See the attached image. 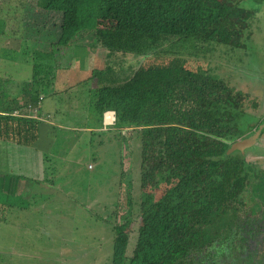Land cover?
Masks as SVG:
<instances>
[{"label": "trees", "instance_id": "16d2710c", "mask_svg": "<svg viewBox=\"0 0 264 264\" xmlns=\"http://www.w3.org/2000/svg\"><path fill=\"white\" fill-rule=\"evenodd\" d=\"M39 1L47 17L59 18L56 34L36 39L42 45L37 52L28 37L31 55L26 60L19 58L26 38L19 51L0 50L6 61L31 68L21 99L5 97L0 142L31 147L47 126L50 136L60 134L40 111L45 98L57 94V68L43 60L34 65L33 56L56 62L70 49L92 47L104 65L92 75L97 88L91 89V125L114 112L115 123L108 128H131L140 157L139 196L129 209H135L138 222L135 241L129 250L133 220L127 215L117 219L116 210L108 213L103 222L113 235L109 264H264V209L254 218L242 209L252 180H258L254 188H264V176L245 159L244 150H232L264 117L256 121L242 93L209 68L213 62L219 65L212 59L214 47H245L254 10L243 8V0ZM16 23L20 27V20ZM127 56L143 63L115 70ZM199 57L207 67L196 71L190 64L197 67ZM257 107L253 102L249 108ZM97 133L91 131L89 137ZM103 141L101 135L97 143ZM5 178L12 196L20 177ZM5 218L0 211V223Z\"/></svg>", "mask_w": 264, "mask_h": 264}, {"label": "rangeland", "instance_id": "374dc122", "mask_svg": "<svg viewBox=\"0 0 264 264\" xmlns=\"http://www.w3.org/2000/svg\"><path fill=\"white\" fill-rule=\"evenodd\" d=\"M6 2L17 6L11 7ZM39 2V0H1L0 10L6 11V16L2 17L4 21L0 23V33L6 25L5 28L11 33L12 13L17 12L14 14L15 17L17 16V22L18 20L21 22L18 27L19 34L9 37L17 38L16 42L11 44L15 45L14 48L26 38L19 57L24 60L31 55L27 43L30 39L28 37L33 38L34 46L39 43L40 38L46 41L48 37L53 39L56 34L59 18L54 15L47 17V13L38 6ZM247 2L249 5H256L255 9H258L253 12L250 21L252 34L250 39L242 41L245 44L242 50L238 48L234 51L222 45L218 48L214 47L212 59L218 61L219 65L213 62L209 68L216 77L242 93L248 108L247 112L259 121L264 117V0L260 2L247 0ZM51 34L54 35L50 36ZM45 51L49 52V50ZM48 57L41 59L37 54L33 56L34 65L38 66L43 60L46 65L57 68L53 77L56 80L53 86L57 94L54 97L49 94L45 98L40 106L41 113L49 106L71 109L69 95L76 93L71 103L73 106L81 107L82 115H79L81 120L79 122L91 124L94 115L90 113L91 107L88 101L93 99L91 96L94 92L91 89L97 88L92 75L94 73L96 76L97 70L104 65L98 58L96 50L92 47L79 46L68 50L64 57L59 58V62ZM0 62L5 69V60ZM198 62L201 67L199 65L196 67L197 63L190 66L196 71L198 68L202 70L207 67L201 57ZM55 63L64 64V67ZM141 63L143 59L127 56L120 62L117 61L115 70L125 69L128 66L134 69ZM185 67L191 68L188 63ZM14 69L17 75L21 74L23 78L26 77L27 70L31 71L25 63L20 67H10V71ZM68 75L70 83L78 85L72 91H69L68 86L61 85V78L66 80ZM84 80L85 82L82 83ZM253 102L258 104L256 109L249 108ZM96 131L97 135L90 138V141L96 142L91 147L88 145L89 138L84 136L82 141L79 138V142L74 145L71 144L72 141L60 143L61 146L56 144L53 148L56 155L67 158L55 163L56 171L51 175V180L54 177L53 186L44 191L37 190L31 198L24 200L17 198L18 201L13 203L14 206L5 212V221L0 223V264H109L113 235L110 227L103 220L108 213L115 210L118 212L117 219L121 215H127L133 220L132 231L129 233V250L132 249L138 222L135 209L130 210L132 216L129 209L134 207L132 204L138 199L140 176L138 166L140 157L134 137L136 135L131 132V128L128 130L102 127ZM262 131L264 133V127ZM119 132L124 138L122 141L117 139ZM101 135L104 139L103 145L97 143ZM262 138L264 140V136ZM254 150L257 149H252ZM67 151L69 154H66ZM259 153L258 155L248 152L245 154V159L258 166V171L264 176V153ZM121 173L123 176H120ZM257 182L258 180H252V186L248 188L242 208L244 215L253 218L256 217L257 212L264 209V188H254L253 183ZM29 204L34 210L26 211ZM240 215L243 216V213ZM229 241L226 239L225 243ZM262 257L261 255L257 258L259 263L262 262Z\"/></svg>", "mask_w": 264, "mask_h": 264}, {"label": "crops", "instance_id": "0c3cea01", "mask_svg": "<svg viewBox=\"0 0 264 264\" xmlns=\"http://www.w3.org/2000/svg\"><path fill=\"white\" fill-rule=\"evenodd\" d=\"M260 1L261 0H257V2ZM241 5L243 8L247 10L249 9L254 11L258 10L255 9V7H257L256 5H249L247 0H243L241 2ZM248 6L251 7L249 8ZM5 13L6 11L4 10L0 11V23L4 21L2 17L6 16ZM12 15H13L12 18L14 20H13V29L11 33L9 32V30L5 28L7 25L4 26V28H2V31L0 33V50L8 48L19 51L20 49L21 44L16 46V48H14L15 45H11L12 43H14L15 39L17 40V38L14 39L13 37H9L10 35L19 34L18 25L16 23L17 21H15L16 17L14 12L12 13ZM9 40H13V42H9ZM40 45L41 44H34L33 47L35 49V52L38 51L37 49ZM40 48H42V45L40 46ZM0 60H5V59L0 57ZM11 62L12 61L5 60V64H6L5 69L3 68L4 67L3 64H1L0 62V69L2 68L0 71V114L4 113L6 95H7V99L9 100H14L16 98L21 99V92H22L21 85L23 82H27L30 80L29 76L31 75V71L27 70V73L25 74L26 75L25 78H23L21 74L17 75L16 70L13 71L12 73V71H10V67L11 66L18 67L17 66L18 63L15 61L12 63ZM27 66L30 67V64ZM61 66L64 67V64H62ZM253 68L256 70L255 67ZM53 76H55V74ZM69 78H70L69 75L66 80H62L61 78V85L63 84V86H68L69 91H72L78 85L71 84L70 83L71 80ZM79 82H77V84H79ZM75 95L76 93L69 95L70 98L69 102L72 106L71 109H59L56 108V106L51 108L49 106L46 107L45 108L46 110L41 113L42 117L43 115L50 116L49 120L46 121L49 126L51 127L54 126L57 130L61 131L60 134H56V137L47 134L48 126L46 125L47 127L41 129V131L39 132L38 140L31 147H22V146L10 144L8 142H0V211L3 212L9 211V209H11L14 206L13 203L18 201L17 198H20L21 200H24L28 197L31 198L33 195L36 194L37 190L42 189L44 191L49 189L51 186H53L54 177L51 180V175H54L56 171L55 163L61 160L62 158H67L65 156L56 155V153L53 150L56 144L59 145L60 143H64V142L69 143V141L70 142L72 141L71 144L74 145L75 143L79 142L78 141L79 138L82 141L84 137L89 138V142H90L89 132L91 131L97 132L96 130L102 127V121L100 120L97 121V124L94 125H91L89 122L88 124H86V122H82V124L79 122L80 120L79 115H82V112L80 111L81 107L73 106L71 103V101L75 99ZM88 103L90 102L88 101ZM80 126H82V128H80ZM63 132L64 134L62 136L64 139H59V136H61V133ZM66 154H69V152L67 151ZM64 169L68 170V168L66 167H64ZM7 174L9 175L11 174L15 177H20L19 182L15 183L16 188L12 196L7 194L6 185H5L6 178L3 179L4 176ZM31 204L28 205L26 211L33 209V206Z\"/></svg>", "mask_w": 264, "mask_h": 264}, {"label": "water", "instance_id": "95a60500", "mask_svg": "<svg viewBox=\"0 0 264 264\" xmlns=\"http://www.w3.org/2000/svg\"><path fill=\"white\" fill-rule=\"evenodd\" d=\"M263 127H264V123L255 131V133L252 136L236 141L232 145V150L237 149V150L243 151L248 147L254 146L260 136V133Z\"/></svg>", "mask_w": 264, "mask_h": 264}, {"label": "flooded vegetation", "instance_id": "af4514ba", "mask_svg": "<svg viewBox=\"0 0 264 264\" xmlns=\"http://www.w3.org/2000/svg\"><path fill=\"white\" fill-rule=\"evenodd\" d=\"M255 133V132H254ZM253 133V134H254ZM253 134H250L249 136H252ZM249 136H247V137H249ZM264 136V133H262V130H261V133H260V137L258 138V140H257V142H256V144L254 145V146H251V147H248V148H246L245 150H244V154H246V153H254V154H260L259 152H263L264 153V140H263V137ZM247 137H245V138H247ZM244 139V138H243ZM252 149H257V150H254V151H252ZM259 151V152H258Z\"/></svg>", "mask_w": 264, "mask_h": 264}, {"label": "built area", "instance_id": "2783aa9c", "mask_svg": "<svg viewBox=\"0 0 264 264\" xmlns=\"http://www.w3.org/2000/svg\"><path fill=\"white\" fill-rule=\"evenodd\" d=\"M17 116V113H15ZM115 123V114L114 112H105L103 114V119H102V127L108 128L113 126Z\"/></svg>", "mask_w": 264, "mask_h": 264}]
</instances>
